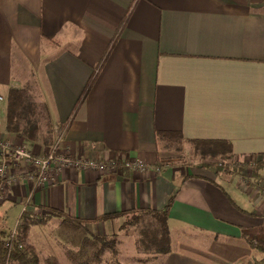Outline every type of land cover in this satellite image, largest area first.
Here are the masks:
<instances>
[{"label":"crops","instance_id":"0c3cea01","mask_svg":"<svg viewBox=\"0 0 264 264\" xmlns=\"http://www.w3.org/2000/svg\"><path fill=\"white\" fill-rule=\"evenodd\" d=\"M12 87L26 89L47 113L27 145L34 153L56 144L73 157H131L160 168H66L28 201L29 183L11 186L0 204L3 219H13L8 231L25 202L26 211L48 218L27 237L40 259L90 260L94 237L120 239L124 230L125 216L95 217L161 210L170 199L169 251L149 262L251 264L260 257L247 237L264 242V166L243 184L241 169L177 155L190 142L216 141L229 144L238 162L263 158L264 0H0V136L19 140L6 129ZM171 144L174 153L166 151ZM139 215L141 230L154 221Z\"/></svg>","mask_w":264,"mask_h":264},{"label":"trees","instance_id":"16d2710c","mask_svg":"<svg viewBox=\"0 0 264 264\" xmlns=\"http://www.w3.org/2000/svg\"><path fill=\"white\" fill-rule=\"evenodd\" d=\"M107 54V53H106ZM105 54V55H106ZM93 78L91 77L83 95L86 94ZM82 97L76 103L74 111L70 117L72 119L76 108H78ZM47 118V113L43 105L34 102L28 91L24 88L12 87L8 90L6 97V129L9 132H16L19 141L31 146L37 139L40 131L39 120ZM69 120V121H70ZM163 133H156L159 138ZM18 140V139H17ZM191 154L200 159H223L232 160L236 165L238 161L233 159V153L229 144L216 141H193ZM263 159L259 161L257 168L253 171V176H258V171L261 166H264ZM207 166L206 163H203ZM238 167H234L236 170ZM217 170L225 171L222 168L216 167ZM262 174L259 178H264V167H262ZM171 199L167 205L161 210H135L123 211L113 214H104L94 218L95 221L107 220L117 216H125V220L121 229L130 227H138L141 224V216L139 213L144 211L149 213L154 218L148 224H144L141 230L139 245L146 251L154 255H163L169 251V238L166 220L168 211L171 205ZM52 212L61 213L58 210H51ZM47 217L33 215L31 212L23 211L20 215L19 221L14 230L0 231V264H59L53 256H47L40 259L35 247L27 242V237L32 225L46 222ZM65 220L72 219L70 216H65ZM13 234V235H12ZM13 236L12 238L10 236ZM10 237V240H6ZM96 247L90 260L82 261L79 264H101L103 262V254L109 253L112 259L118 256L119 237L117 233L109 235H102L94 237ZM247 244L260 255L254 258L251 264H264V242H257L252 238L247 237ZM110 264V261L106 262Z\"/></svg>","mask_w":264,"mask_h":264},{"label":"built area","instance_id":"2783aa9c","mask_svg":"<svg viewBox=\"0 0 264 264\" xmlns=\"http://www.w3.org/2000/svg\"><path fill=\"white\" fill-rule=\"evenodd\" d=\"M261 159L263 158L252 157L250 160L238 162L237 165L232 160L223 159H213L210 160V163L225 171H233L234 167H238L237 169H241L239 180L243 184H247L254 182L252 173ZM66 168L91 170L99 173L160 170L159 166H152L143 160L131 157L108 160L73 157L60 151L56 144H53L43 155H39L34 153L25 143L11 136H0V204L7 199L9 188L13 185H19L21 182H27L30 185L27 195L28 201L38 188L56 183L60 172ZM27 205L28 203L25 202L23 211L27 210ZM10 237L6 240H10Z\"/></svg>","mask_w":264,"mask_h":264},{"label":"rangeland","instance_id":"374dc122","mask_svg":"<svg viewBox=\"0 0 264 264\" xmlns=\"http://www.w3.org/2000/svg\"><path fill=\"white\" fill-rule=\"evenodd\" d=\"M174 144H171L166 150L168 153L173 152ZM191 147L186 148V152L184 154L177 155L179 158L182 156V160L184 162L186 161H193L197 163H201L203 160L205 161L207 158L200 159L198 157H194L191 154ZM174 153V152H173ZM172 158H177L175 157L174 154L171 156H167L165 158L166 161H170ZM172 161V160H171ZM170 161V162H171ZM216 168V167H214ZM3 208L4 206H0V231H5L7 232L9 228H7V224L12 225L13 219L11 217L9 218H4L3 214ZM7 220L6 223L3 222V220ZM15 228V227H14ZM13 228V229H14ZM112 228H107L104 233H112L111 230ZM115 232L117 231L116 229L114 230ZM141 234V228L138 227H130L127 229H124L121 231L120 239H119V244H118V256L115 259H112L109 253H104L103 254V262L101 264H107L106 262L110 261V264H157L156 261L151 263L149 262L151 255L153 253H150L146 251L142 246L139 245V238ZM92 247L89 249V251H92Z\"/></svg>","mask_w":264,"mask_h":264}]
</instances>
